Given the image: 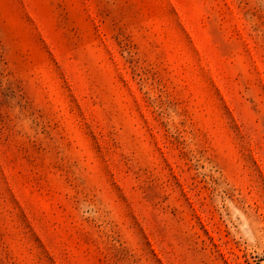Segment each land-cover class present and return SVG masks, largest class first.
Listing matches in <instances>:
<instances>
[{
    "label": "rangeland",
    "instance_id": "obj_1",
    "mask_svg": "<svg viewBox=\"0 0 264 264\" xmlns=\"http://www.w3.org/2000/svg\"><path fill=\"white\" fill-rule=\"evenodd\" d=\"M0 264H264V0H0Z\"/></svg>",
    "mask_w": 264,
    "mask_h": 264
}]
</instances>
